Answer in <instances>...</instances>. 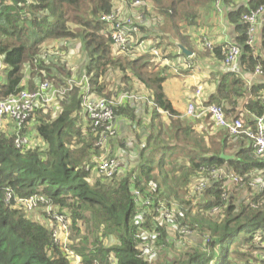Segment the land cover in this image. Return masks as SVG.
Listing matches in <instances>:
<instances>
[{
    "label": "trees",
    "instance_id": "16d2710c",
    "mask_svg": "<svg viewBox=\"0 0 264 264\" xmlns=\"http://www.w3.org/2000/svg\"><path fill=\"white\" fill-rule=\"evenodd\" d=\"M134 1L0 0V98L17 90L22 79L30 90L42 81L57 87L64 83L72 75L65 62L52 65L51 58L46 63L39 57L45 44L56 43L53 47L60 50L79 45L87 56L77 78L87 77L91 92L111 99L120 90L150 91L153 102L152 109L146 99L116 107V126L120 131L112 141L117 143L122 154L119 158H125V163H121L120 175L108 181L89 179L85 170L86 161L97 148L83 117L79 87L70 91L66 101H58L55 118L49 113L40 114L42 119L35 126L46 144L44 148L17 149L13 134L0 132V264H74L53 241L45 213L44 220L37 222L19 209L10 208L4 202L7 188L20 197H45L49 204L68 211L72 220L69 245L80 256L79 264L264 262V161L257 157L252 139L245 134L232 138L214 125L202 128L200 119L207 121L209 115H199V110L196 117H179L181 113L164 91L167 67L148 51L139 50L136 56L130 53L133 47L125 54L115 52L109 37L112 24L101 19L103 15L115 14L123 3V15L142 14L138 23L143 31L148 21L162 20L158 14H168L177 28L171 30L172 36L177 34L185 43L186 37L182 38L176 18L179 14L188 17L187 12L179 13L178 8L181 4L187 7L190 0H141L139 4ZM263 2L248 0L226 14L227 25L233 27V41L242 49L240 63L246 71H253L258 64L264 71V59L246 44L248 24L241 16ZM159 39V46L163 47L171 36L162 33ZM63 42L67 45L63 46ZM259 47L264 50V30ZM223 49V44H216L206 55L222 63ZM164 59L172 60L167 52L162 53ZM262 90L264 84L253 86L252 97L245 104L255 115L263 111L258 97ZM244 92L243 79L224 71L205 104L232 103L234 97H243ZM162 110H167L170 116L162 119ZM208 127L218 134L209 133ZM127 128L133 134L130 140L122 135ZM136 129H140V134ZM22 131H26L25 126ZM206 137L211 140L210 145ZM220 153L233 158L224 160ZM177 156L183 161L177 163L174 160ZM127 162L134 166L127 167ZM200 167H224L242 176L244 187L234 186L241 195L237 194L239 203L234 202L237 196L234 193L227 200L222 199L226 190L222 181L213 182L196 203L183 198L182 191L190 193L193 177H205V171L199 173ZM256 179L259 186L254 188L250 181ZM134 192L150 198L152 203L143 206L142 198ZM173 200L179 202L178 211L173 208ZM160 202L173 209L175 222L157 218L155 208ZM44 204L39 201L38 207ZM219 205L225 215L222 218L219 213H212ZM183 225L191 234L186 238L196 237L197 245L180 251L185 245L178 246L172 238H180L178 229ZM156 232L160 235L155 236ZM111 238L115 244L107 242ZM167 248L175 249L177 257L162 261L159 257Z\"/></svg>",
    "mask_w": 264,
    "mask_h": 264
},
{
    "label": "built area",
    "instance_id": "2783aa9c",
    "mask_svg": "<svg viewBox=\"0 0 264 264\" xmlns=\"http://www.w3.org/2000/svg\"><path fill=\"white\" fill-rule=\"evenodd\" d=\"M140 2L141 0H136L134 1V4H139ZM222 4L223 0H214V6L218 10L221 9ZM123 11L124 5L122 3L116 10L115 14H106L101 17L103 21L112 24V26H110L109 37L115 52L125 54L127 51L130 52V48L133 47L138 51H148L157 56V60H160L161 56L158 47L155 44H150L149 46L144 40L139 39L140 30L138 21H141L143 18L142 14L136 13L123 15ZM242 18L249 23L246 32L248 36L247 43L250 46H253L257 43L258 34H260L261 30L264 28V2L250 13L243 15ZM203 43L206 48H212L211 40L204 38ZM56 49L58 48L47 50L42 54L43 57L50 55L52 58L57 57L60 55V50ZM240 55L241 47L236 43H229L223 54V65L226 70L235 72L240 69ZM184 66L186 70L193 69L192 63L190 62H185ZM255 71L261 73L260 67L257 66ZM88 85V78L82 76L80 79L71 78L68 81V86L63 87L61 90L52 88L49 83L44 82L40 88L33 92L22 89L17 93H10L8 96L0 99V130L2 129L4 122H9V126L11 123L10 128L17 133L15 145L17 147L31 145L33 137H30L29 133H23L20 135L19 130H22L25 124L28 123L35 107L47 105L51 101H54L58 96V92L62 97L65 96L70 89H73L74 86L80 87L82 89L81 105L89 120L91 131L96 138L95 145L104 150V152H101L99 155H92L93 164L90 165L92 175L103 181L114 178L121 172V161L115 156H107L105 151H107L111 140L117 134L115 117L116 107L133 100H148V92L137 94L134 92L122 91L114 95L113 98L106 99L103 96L91 92ZM262 102L264 105V96H262ZM196 110H199V115L209 113L216 126L227 129L230 135L245 134L247 137L251 138L253 140L257 157L264 161V112L261 116H256L255 127L253 128L248 125V123L246 125L241 118H236L233 115L230 118H226L220 105H205L199 88L194 90L193 98L188 100L184 115L196 117ZM161 113L164 116L170 115L167 110H162ZM86 169H89V166H86ZM200 170H202L199 172L200 174L203 171L206 172L205 177L202 179H194L193 177L194 180L190 186L192 195L202 193L210 187L213 182L222 181L223 186L226 188L222 193V199L227 200L230 193H233L234 190L236 191V188L242 189L245 185V180L242 176L235 174L231 170L228 171L224 167H200ZM229 183L236 186V188H229ZM250 184L254 188H257L259 186V181L251 180ZM260 188H262L261 184ZM134 194L138 195V192H134ZM138 196L141 197L140 195ZM11 197V192H8L6 195V201H10ZM141 198L143 206L147 207L152 203L150 198ZM17 202L25 205L27 208H31L36 204L35 199L32 198L26 200L18 198ZM225 206L226 204H224V207ZM218 209L222 210L223 207L220 205L216 206L212 213L216 212ZM155 211L157 212V218L161 221L175 222L173 209L167 207L163 202L159 203V206L155 208ZM47 216V221L49 220L48 223L52 228L51 236L53 237V240L63 245L65 255L71 259L74 264H79L80 256L68 247V244L71 241L68 219L64 214H58L52 210L49 211L48 209ZM187 228V226H182L178 230L180 238H172L174 243L177 245L180 244V246L185 245V241L187 240L186 235H191L188 234L189 231ZM159 235V232L155 233V236ZM146 244L153 246L149 243ZM149 250L152 251V248H149Z\"/></svg>",
    "mask_w": 264,
    "mask_h": 264
},
{
    "label": "crops",
    "instance_id": "0c3cea01",
    "mask_svg": "<svg viewBox=\"0 0 264 264\" xmlns=\"http://www.w3.org/2000/svg\"><path fill=\"white\" fill-rule=\"evenodd\" d=\"M246 2L247 0H225L223 5V15L222 13H217L215 11L213 0H190L187 7L183 6L182 4L179 5L178 12H187L188 17L185 14H179L176 18V24L178 25L179 31H183L180 30L181 28H184V30H188L186 36H195V39L192 38V46H189V48L194 51V58L191 59V61L195 65H199L201 67L194 75H191V71L186 72V74H174L168 69V77L164 83V91L167 97L172 101L175 109V99H184L186 102L192 92L193 86L195 85H200L202 87L205 97L216 90L218 80L223 74L224 67L223 64L220 63L221 61L215 59L212 55H206L207 52L204 51L201 43V38L206 37L207 39L212 40L214 43L219 44L223 42H232L234 36L232 31L233 27L227 25L226 14L229 10L235 9L238 6H242ZM170 23V28L175 30V24L173 25L172 21H170ZM166 24L168 26V23ZM151 25L152 23L148 21L147 26L141 32L140 36L143 37V39H151L148 33V29L151 27ZM168 32L171 33L170 30H168ZM161 35L162 34H160L159 36ZM179 39L181 40L180 36ZM55 44L56 43H54V45ZM168 44H170L168 48L171 51L172 59L179 56V48L178 46L176 47V45L180 43L176 42L175 45H172L168 42ZM64 45L67 44L63 42V46ZM166 45H164L163 47H165ZM137 53L138 51L134 49L133 55L136 56ZM255 53L256 55H259L264 59V50H262L260 47L255 50ZM175 60L182 63L183 57H178ZM241 76L244 78L243 81L247 98L252 97L251 88L253 86L264 84V74H255V71H252L242 72ZM260 96L261 91L258 92V97ZM242 102H244V98L238 97L236 101L237 106L235 107V111L237 112V114L243 115L245 117L250 116V118H253V115L241 105ZM176 110L183 114L185 107L182 110ZM200 126L202 128H207L202 126L201 123ZM118 131H120V129L117 130V133ZM260 172L261 171H257L256 174H259ZM256 180L259 181L258 179ZM228 186L229 188L234 187V185L231 183H229Z\"/></svg>",
    "mask_w": 264,
    "mask_h": 264
},
{
    "label": "clouds",
    "instance_id": "9594fccd",
    "mask_svg": "<svg viewBox=\"0 0 264 264\" xmlns=\"http://www.w3.org/2000/svg\"><path fill=\"white\" fill-rule=\"evenodd\" d=\"M224 1L225 0H223V4H222V7H221V9H217L215 6H214V9H215V11L217 12V13H222V15H223V5H224ZM248 1V0H247ZM247 3V2H246ZM245 3V4H246ZM213 4H214V0H213ZM261 5V4H260ZM257 8V7H256ZM255 8V9H256ZM252 10H254V9H252ZM252 10H250V12L252 11ZM170 11V12H169ZM168 12L169 13H171V10H169ZM249 12V13H250ZM246 14H248V13H246ZM243 15H245V14H243ZM243 15L241 16V19L243 20ZM244 21V20H243ZM246 22V21H245ZM247 23V22H246ZM147 24H148V22L147 23H145L144 25H143V27H146L147 26ZM173 24V23H172ZM248 24V26H249V23H247ZM189 28V27H188ZM174 30V29H173ZM262 30H264V28L262 29ZM262 30H261V32H262ZM141 32H142V30H140L139 31V39L140 40H144L145 41V43L147 44V45H149L150 46V44L151 45H153V44H155L157 47H158V49H159V51H160V56H161V60H159V61H162V63L167 67V69H169L172 73H174V74H186V72H189V71H191L192 72V74L191 75H194L199 69H200V67L201 66H199V65H195L192 61H191V59H193L194 58V51H190V49H189V47H187V46H185L182 42H181V40H179V41H176V42H179L180 44H178V45H176V47L178 46V48H179V56H177L176 58H181V57H183V62L182 63H180L179 61H177V60H175V61H177V62H175V64H173V66H171V60H169V59H164V60H162V53L163 52H167V53H169L170 55H171V59H172V54H171V51H170V49L168 48V46L170 45V44H167L165 47H161V46H159V43H153V41H152V39H143V37H141L140 36V34H141ZM180 32V31H179ZM247 32V31H246ZM261 32H260V34H258V40H257V43H255L253 46H250L248 43H247V39H248V36H247V34H246V44L247 45H249V47H251V48H253V50H254V53H255V50H257L258 48H259V45H260V42H261ZM204 38H206V37H203V38H201V43H202V46H203V48H204V51L205 52H207V51H210L213 47H214V45H216V44H219V43H214L212 40V48H206V46L204 45V43H203V39ZM172 42V40L169 42V43H171ZM65 43V42H64ZM229 43H234V41H232V42H223V43H220V44H223L224 45V49H223V54H224V51L227 49V46H228V44ZM56 45V44H55ZM54 45V46H55ZM238 45V44H237ZM64 46H66V45H64ZM52 48H57V47H52ZM186 49L188 52H189V54H185L184 53V49ZM59 49V48H58ZM51 50V49H50ZM60 50V49H59ZM192 50V49H191ZM47 50H42L41 51V53L39 54V57L40 58H42V59H45V61H46V63H49L48 62V60L47 59H49V58H51V63H52V65H55V64H58L57 62L59 61L60 63H62L63 61L62 60H60V58H61V54L63 53V50H60V55H58L57 57H54V58H52L51 57V55L50 56H45V57H43V53L44 52H46ZM138 51V50H137ZM241 52H242V49H241ZM131 53H133V52H131ZM256 54V53H255ZM241 56V55H240ZM176 58H174V59H176ZM185 62H190V63H192V66H193V69H190V70H186L185 69V66H184V63ZM222 64H223V61H222ZM239 65H240V69L238 70V71H235V72H232V71H230V72H232V73H235L237 76H239V77H241L242 79H244L242 76H241V73L242 72H252V71H246V70H244L243 69V67H242V64L240 63V58H239ZM257 66H259L260 67V70H261V73H259V72H256L255 71V69H256V67ZM172 67V68H171ZM223 67H224V65H223ZM1 70H3L4 71V68L3 69H1ZM224 71H228V70H226V68L224 67ZM224 71H223V73H224ZM253 71H255V74H260V75H262V74H264V71H263V69H262V67L258 64V65H256L255 66V68L253 69ZM71 78H75V79H80V78H77L76 76H68L66 79H65V81H64V83H62V84H60V86H55V85H53V84H50L48 81H42V82H40L39 84H37L36 85V87L33 89V90H30L29 88L27 89V85H25L23 82H24V80L22 79V82H20V85H19V87L17 88V90H15L14 92H19V90H22V89H26V90H28L29 92H33V91H35V90H37L38 88H40L41 87V85L44 83V82H46V83H49L50 84V86L52 87V88H57V90H61L63 87H66V86H68V81L71 79ZM74 87H77V86H74ZM74 87H73V89H74ZM52 88H49V89H52ZM80 88V87H79ZM196 88H199L200 90H201V97H202V99H203V103L205 104V100L213 93H211V94H209L208 96H206L205 97V95H204V90L202 89V87L199 85H195V86H193V90H192V92H191V94L189 95V97H188V99H187V101H186V105H187V102H188V100L191 98H193V95H194V90L196 89ZM73 89H70L68 92H67V94L65 95V96H62L61 97V94L58 92V96L56 97V99L54 100V101H51L49 104H47V105H42V106H40V107H35V109H34V111L32 112V116L30 117V119L28 120V123L27 124H25V127H26V131L25 132H23L22 130H19V134L21 135V134H25V133H29V136L30 137H33V134H32V132H31V130L32 129H34L35 128V130H36V126H35V124L36 123H38L39 122V120L40 119H42V118H40V114H42V115H45V114H47V113H49V115H50V117L51 118H55L56 116H57V114H58V111H59V107H58V101H60V100H62V101H66L67 100V98H68V96H69V94H70V91L71 90H73ZM81 89V88H80ZM82 90V89H81ZM13 93V92H12ZM82 93V92H81ZM94 93V92H93ZM142 93H144V92H142ZM142 93H137V94H142ZM96 94V93H95ZM9 95V94H8ZM7 95V96H8ZM262 96H264V90H262L261 91V96H260V103H261V105H262V108H263V111H262V114H263V112H264V105H263V102H262ZM6 97V96H5ZM2 98H4V97H2ZM147 98H148V100H147V102H148V105H149V107H150V109H152L153 108V102H152V99H151V93H150V91L148 92V95H147ZM237 98L238 97H234L233 98V102L232 103H227V102H223V103H219V104H217V105H220L221 107H222V109H223V112H224V115H225V117L226 118H230L232 115L233 116H235L236 118H241L244 122H245V124L247 125V123L248 122H251L253 125H250V126H252L253 128L255 127V120H256V116H261V115H255L253 112H251V111H249L246 107H245V104L247 103V101L250 99V97H248L247 98V95L245 94V92H244V95H243V98H244V102H242L241 103V105L247 110V111H249L252 115H253V118H250V116L249 117H245V116H243V115H240V114H237V112L235 111V107L237 106V103H236V101H237ZM1 99V98H0ZM139 100V99H138ZM137 100V101H138ZM138 102H142V101H138ZM212 104H216V103H212ZM205 105H210V104H205ZM81 108H82V105H81ZM82 110H83V117H84V120H85V122H87V125L88 126H90V123H89V120H88V118H87V116H86V114H85V112H84V109L82 108ZM185 110H186V106H185ZM185 110H184V113H185ZM37 112H40V113H37ZM184 113L183 114H180L179 115V117H182V118H184V117H189V116H185L184 115ZM206 116V115H209V119L212 121V123H213V125H214V128H218V129H223L224 131H227V129H225V128H222V127H218V126H216V124L214 123V121H213V119L211 118V116H210V114L209 113H205V114H203L202 116ZM168 116H170V115H168ZM40 118V119H39ZM190 119H192V118H190ZM249 125V124H248ZM10 126H11V123H10ZM10 126H9V122H4L3 123V127H2V129L0 130V132H2V133H5L6 135H9V134H13V145L15 146V148H17V149H24V148H26V147H28V146H22V147H17L16 145H15V138H16V136H17V133L16 132H14V130H12V128H10ZM129 129V128H128ZM90 131H91V128H90ZM92 132V131H91ZM227 133L230 135V133L227 131ZM38 135V134H37ZM39 136V135H38ZM94 136V135H93ZM231 137H232V135H230ZM40 137V136H39ZM95 138V137H94ZM233 138V137H232ZM231 138V139H232ZM33 139H34V137H33ZM32 140V139H31ZM95 141H96V138H95V140H94V146L97 148V152H93V153H91V155H90V157H89V160L88 161H86V164H85V170L87 171V172H89V179L90 178H92V179H94V180H96V179H98V177H95L94 175H92V170H91V168H90V165H91V162H92V155H99L101 152H104V150L103 149H101L100 147H98V146H96L95 145ZM252 142H253V140H252ZM30 147H37L38 145L37 144H31V145H29ZM86 166H89V169H86ZM120 175V174H119ZM117 176V175H116ZM105 181H108V180H105ZM89 182L90 183H92V181L91 180H89ZM8 192H11V199H10V201H6V195H7V193ZM191 196L192 197H194V198H196V195H192L191 194ZM18 198H23L24 200H26V199H29V198H32V199H35V201H36V204L33 206V207H31V208H27L25 205H23V204H19L18 202H17V199ZM39 201H41V202H46V204H44L43 206H40V208L42 209V211L45 213V219H46V221H47V218H48V216H47V209L49 210V211H54L55 213H58V214H64L65 216H66V218L68 219V221H69V228H70V234H71V225H72V220H71V217H70V214L68 213V211L67 210H65V209H59L57 206H55V205H51V204H49V203H51L50 202V200L49 199H46L45 197H42V196H37V195H31V196H28V197H20V196H18V195H15V194H13V192H12V190L10 189V188H7L6 189V191H5V195H4V202L7 204V205H9L10 206V208H16V209H19L22 213L23 212H25V213H30V214H33L34 215V217H36L37 216V209L39 208L38 207V202ZM24 214V213H23ZM39 214V216H40V218L39 219H34L35 221H37V222H39V221H43L44 220V215H43V213H41V212H39L38 213ZM28 217V216H27ZM31 219V218H30ZM33 220V219H32ZM49 221V220H48ZM48 221H47V223H48ZM49 224V223H48ZM50 226V225H49ZM50 230H51V234H52V228L50 227ZM52 239H53V237H52ZM54 241V240H53ZM77 241V240H76ZM55 242V241H54ZM56 244H58L59 246H60V250L61 251H63V245L62 244H60V243H57V242H55ZM69 244H72V242L70 241L69 242ZM68 244V247L69 248H71L73 251H75L70 245ZM64 252V251H63ZM76 253V252H75ZM65 254V253H64ZM77 254V253H76ZM78 255V254H77ZM66 256V255H65ZM66 258L67 259H69L67 256H66ZM260 264H264V262L263 263H260Z\"/></svg>",
    "mask_w": 264,
    "mask_h": 264
},
{
    "label": "rangeland",
    "instance_id": "374dc122",
    "mask_svg": "<svg viewBox=\"0 0 264 264\" xmlns=\"http://www.w3.org/2000/svg\"><path fill=\"white\" fill-rule=\"evenodd\" d=\"M158 16H159V18H161L162 20L160 21V22H153L152 23V25H151V27L148 29V33H149V36L151 37V39H152V41H153V43H159V41H160V34H162V33H167L168 35H170L171 36V40H172V42H171V44L172 45H175L176 44V41H179L180 39H179V37H178V35L176 34V36L175 37H173L171 34L172 33H170V32H168V30H172L171 28H170V26H169V24H168V26H167V24L166 23H168V22H170L171 20H170V18H169V15L168 14H158ZM180 30H183V31H180V34L182 35V38L183 37H186V41H185V43H183L185 46H187V47H189V46H192V42H193V40H192V38L193 39H195V36H192V37H188V36H186V33L188 32V30H184V28H181ZM174 31V30H173ZM182 40V39H181ZM195 41V40H194ZM54 46V43H48V44H45L44 45V47H43V49L42 50H50V49H52V47ZM78 46L79 45H73V46H71L70 47V49H67V50H63V53L60 55L61 56V58H60V60H63L64 62H65V64H66V69H67V71L68 72H70V74H72V76H76V77H78V76H80V72L78 71L79 69H80V66H83V64H84V62H85V60H86V58H87V56H84L83 54H82V51L81 50H79V48H78ZM56 50H58V49H56ZM175 59H172L171 60V66H173V64H175ZM172 68V67H171ZM221 77V76H220ZM114 80L115 81H117V78H114ZM219 81V80H218ZM192 90H193V88H192ZM123 90H120V91H117L118 93H120V92H122ZM176 100V109H178V110H182L184 107H185V100L184 99H175ZM148 118V117H147ZM162 119H165V116H163L162 117ZM200 123L202 124V126H204V127H207L208 125L209 126H211V125H213V123H212V121L209 119V120H205V118H203L202 120L200 119ZM208 129H209V133L211 132V134H214V135H217L218 134V132H216L215 131V129H213V128H211V127H208ZM137 130V132H138V134H140V129H136ZM31 132H32V134H33V137H34V139L32 140V144L34 145V144H37L38 145V147H42V148H44L45 146H46V144L44 143V141L37 135V132H36V130H35V128L34 129H32L31 130ZM131 131L127 128V129H125L124 131H123V136H124V138L125 139H127V140H130L131 139V137H133V134H131L130 133ZM142 140L144 139V136H141L140 137ZM205 141L207 142V143H209V145L211 144V140L208 138V137H206V139H205ZM106 153H107V156H115V157H117L120 161H121V163L122 164H124L125 162H124V160H125V158H119V157H121L122 156V154L119 152V149L117 148V143L115 142V141H112L111 140V142H110V146L108 147V149H107V151H105ZM135 156V155H134ZM133 156V157H134ZM177 163H180V162H182L183 161V159L182 158H179L178 156L174 159ZM93 163L91 162V165H92ZM131 166H134V164L131 162V163H129V162H127V167H131ZM255 173H257V171L255 172ZM196 177H194V179H195ZM194 179H192L191 180V183H190V186H191V184H192V182H193V180ZM203 193V192H202ZM202 193H200V194H196V198H194V197H192L191 196V191H190V193L188 194H185L183 191H182V194H183V198H186V199H188V200H191L193 203H196L197 202V200L198 199H200L201 197H202ZM233 193H234V195L236 194H239V196H241L240 195V193H238V191H233ZM239 196L237 195L236 196V199L234 200V202L235 203H239ZM172 203L174 204L173 205V208H174V210L175 211H178L179 210V202H178V200H173L172 201ZM184 208H186V206L185 205H182ZM38 213L39 212H41V213H44L43 211H42V209L39 207L37 210H36ZM26 216H28L29 218H31V219H39L40 218V216H39V214L37 213V216L36 217H34V215L33 214H30V213H25V212H23ZM219 213V216L222 218L223 216H225L224 215V213H223V210H220V209H218L217 211H216V213H213V214H218ZM160 220V219H159ZM184 226V225H183ZM182 227V226H181ZM180 227V228H181ZM179 228V229H180ZM178 229V230H179ZM178 236H173V238H177ZM196 237L195 238H192V239H187L186 241H185V246L184 247H182V249L180 250V251H182L184 248H186V247H189V246H196L197 245V243H196ZM107 242H111V243H113V244H115V240L113 239V238H111V239H108L107 240ZM178 246H180V244H178ZM169 249L167 248L166 250H164V252L160 255V259L162 260V261H164V260H168V261H170L171 259H173V258H176L177 257V253H175V249H171L169 252ZM166 252H168V253H166ZM166 253V254H165Z\"/></svg>",
    "mask_w": 264,
    "mask_h": 264
},
{
    "label": "water",
    "instance_id": "95a60500",
    "mask_svg": "<svg viewBox=\"0 0 264 264\" xmlns=\"http://www.w3.org/2000/svg\"><path fill=\"white\" fill-rule=\"evenodd\" d=\"M183 51H184L185 54H189V52L186 49H184ZM220 157L223 158L224 160H228V159H232L233 155H227V154H224V153H220Z\"/></svg>",
    "mask_w": 264,
    "mask_h": 264
}]
</instances>
